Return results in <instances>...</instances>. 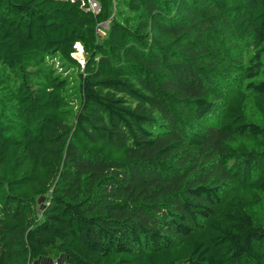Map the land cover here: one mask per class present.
I'll use <instances>...</instances> for the list:
<instances>
[{
	"label": "trees",
	"instance_id": "16d2710c",
	"mask_svg": "<svg viewBox=\"0 0 264 264\" xmlns=\"http://www.w3.org/2000/svg\"><path fill=\"white\" fill-rule=\"evenodd\" d=\"M96 1L0 0V264H264V0Z\"/></svg>",
	"mask_w": 264,
	"mask_h": 264
},
{
	"label": "rangeland",
	"instance_id": "374dc122",
	"mask_svg": "<svg viewBox=\"0 0 264 264\" xmlns=\"http://www.w3.org/2000/svg\"><path fill=\"white\" fill-rule=\"evenodd\" d=\"M95 2L97 7H98V10H96V12H92L93 14H99L100 13V5L99 3H97L96 0H87V5H88V2ZM88 10L89 7H87ZM108 24L109 22L108 21H105V22H101L98 26V35L100 37H104L105 36V33L108 29ZM74 50H75V53L72 54V57H74V59H77L78 60V63L81 64V66L84 65V61L82 60L83 59V51H82V48L79 44H75L74 45ZM229 79H225L223 82H227ZM219 86H222V90H226V91H231L230 89V85L229 87H225L224 85H220L222 82L219 81V82H216ZM250 113V116H252L253 112L251 111H248V114ZM252 113V114H251ZM44 199L40 200L39 204L38 205H43L44 202H43ZM40 207V206H39ZM252 213V216L253 218L256 220V221H259L258 223H261L263 220H264V201L262 203V205L254 210L251 211ZM63 263V259L61 258L59 261H58V264H62Z\"/></svg>",
	"mask_w": 264,
	"mask_h": 264
},
{
	"label": "built area",
	"instance_id": "2783aa9c",
	"mask_svg": "<svg viewBox=\"0 0 264 264\" xmlns=\"http://www.w3.org/2000/svg\"><path fill=\"white\" fill-rule=\"evenodd\" d=\"M88 7H89L90 11H92V12H96V10H98V7H97V5H96L95 2H90L89 1L88 2ZM50 264H58V261L57 260H54Z\"/></svg>",
	"mask_w": 264,
	"mask_h": 264
},
{
	"label": "crops",
	"instance_id": "0c3cea01",
	"mask_svg": "<svg viewBox=\"0 0 264 264\" xmlns=\"http://www.w3.org/2000/svg\"><path fill=\"white\" fill-rule=\"evenodd\" d=\"M50 263H49V261L41 260V261L35 262L34 264H50Z\"/></svg>",
	"mask_w": 264,
	"mask_h": 264
}]
</instances>
